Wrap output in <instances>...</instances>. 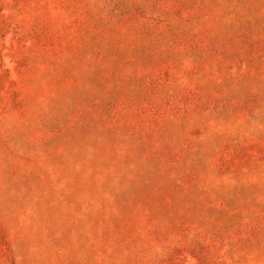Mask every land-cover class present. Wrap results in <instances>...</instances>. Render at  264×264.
<instances>
[{
	"label": "rangeland",
	"instance_id": "rangeland-1",
	"mask_svg": "<svg viewBox=\"0 0 264 264\" xmlns=\"http://www.w3.org/2000/svg\"><path fill=\"white\" fill-rule=\"evenodd\" d=\"M0 264H264V0H0Z\"/></svg>",
	"mask_w": 264,
	"mask_h": 264
}]
</instances>
